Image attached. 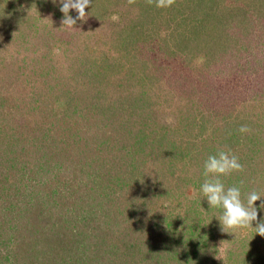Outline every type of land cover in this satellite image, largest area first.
Here are the masks:
<instances>
[{
  "label": "rangeland",
  "instance_id": "rangeland-1",
  "mask_svg": "<svg viewBox=\"0 0 264 264\" xmlns=\"http://www.w3.org/2000/svg\"><path fill=\"white\" fill-rule=\"evenodd\" d=\"M60 7L59 0H0V123L8 117L14 123L23 119V128L28 131H45V135L39 131L41 138L64 140L56 152L58 165L55 159L52 162L31 155L24 161L26 165L36 163L37 168L44 169L43 174L49 173L48 182L44 180L47 189L56 191L59 185L65 195L56 193L52 198L63 200V210L68 203L74 207L70 203L74 196L86 194L81 170L96 163L85 150L88 136H77L76 130L84 120L98 134L111 126L126 128L127 132L135 124L147 127V103L156 93L160 98L155 102L165 107L170 104L166 109H176L181 118L189 111V126L193 127L190 142L194 140L196 155L188 159L182 151L175 152L176 171L163 169L164 180L154 182V190L146 181L133 198L120 196V211L109 212L103 226H110L113 218L120 219L119 231L108 235L110 255L101 257L103 264H121L122 257L134 256L139 246L146 253L153 242L165 247L161 248L164 258L158 256L160 264H167L170 256H174L170 264H264V237H248L255 233L256 221L252 227L222 232L215 217L222 212L209 208L201 192V185L208 179L201 170L207 160L202 148L216 145L217 153L230 152L243 163L247 177L236 187L245 204L250 192L259 193L262 197L255 206L258 215H264L259 207L264 201V0H175L166 8L149 5L146 0H92L85 9V19L77 20L72 29L61 25L64 14ZM200 13L206 18L194 31L196 46L190 39L174 53L169 44H160L163 33L172 31L171 24L175 30L192 32ZM69 15L75 18L78 13L70 10ZM240 15L244 22L235 25ZM233 31L236 37L229 36ZM210 54L208 61L196 63V58ZM171 97L175 104L178 101L176 105L173 100L166 102ZM184 98L191 99V108L182 102ZM171 112L165 114L167 121L172 119ZM12 121L5 127L14 124ZM241 125L251 131L239 132ZM111 138L103 137L107 142L95 154L100 164L120 160L118 154H123L131 141L129 135L119 139L121 142ZM130 151L135 152V159L144 157L141 149ZM138 162L142 165L136 170L141 167L147 178V165L148 169L153 165L147 162V155ZM153 176L149 171V179ZM220 179L227 189L237 182V173H232L229 182L225 176ZM7 186L0 187V195ZM67 195L70 197H64ZM197 208H201L202 218L197 217ZM176 213L180 216L174 218ZM164 215L172 218L165 219ZM135 218L153 225V234L149 225L143 237L133 234ZM167 223L178 228L186 224V232L194 229L191 239L199 240V246L193 242L197 252L184 247L177 256L167 253L170 241L180 245L177 233L166 238ZM3 247L0 241V264H6Z\"/></svg>",
  "mask_w": 264,
  "mask_h": 264
},
{
  "label": "trees",
  "instance_id": "trees-1",
  "mask_svg": "<svg viewBox=\"0 0 264 264\" xmlns=\"http://www.w3.org/2000/svg\"><path fill=\"white\" fill-rule=\"evenodd\" d=\"M188 8H190V6ZM205 16L206 14L200 13V16L198 15L195 18L194 21L199 23L195 24L196 27L195 29L193 27L194 30L192 32H190V30L186 32L185 28L182 31L175 30L176 28L173 29L174 24H171L172 31H169L170 33H163L164 35L159 38L161 39L159 40L160 44H169L172 49L170 51L174 53L179 51V47L181 44H184V41L190 39H192L191 44L196 46L197 39H195L196 34L194 31L200 26L201 22L205 21ZM241 19L243 21H241ZM235 20V25L244 22V18L241 15L235 18ZM198 30L200 29H197V31ZM229 36L236 37V33L233 31ZM228 38L226 42H228ZM225 49L226 45L221 48V52L223 53ZM217 50L218 49H216V51ZM210 57H212L211 54L209 56L205 55L203 58H196V63H200L202 60L208 61ZM159 96L160 95L154 93L151 95L150 102L147 103V109H150V111L147 110V127L135 124L132 127L134 129H131L132 132L131 130L127 132V130H125L126 128L117 130L111 126L109 129L100 130L98 134L96 130H90V124H87L85 120L80 124V128L76 130L78 132L77 136L81 135L83 138L85 135L88 136V139L84 138L87 140L85 150L92 154L93 160L96 158V163H93V166L81 170L84 175L83 186L85 187L84 192L86 194H79L78 197L74 196L70 202L74 207L70 208L68 203L66 210L62 209L63 200L58 201L59 199L55 200L52 198V195H56V193L60 197L62 190L59 185L56 186L55 191L51 189L52 187H48L47 189V186L44 184V180L47 179L49 173L43 174L42 172L44 169L41 171L39 167L37 168L35 166L36 163L24 164L25 158L29 157L30 159L31 155L38 159L44 158L52 162L55 159L54 164L58 165L59 161L55 158L57 156L56 152L59 149V145L63 143L64 140L55 142L51 136L46 139L41 138V136L45 135L43 134L45 131L39 130L43 135L36 129L28 131L27 127L23 128V119L19 123H14L9 117L5 120L1 118L5 123L7 121H12L14 123L11 125L9 122L10 125L8 124V128L7 126L5 127V123H0V187H4L8 184V190L0 195V241L4 246L2 253L6 264L104 263L101 257L106 254L108 256L110 255V250L108 249L110 248L108 245L109 236H114L118 233L117 231H119V228L117 227H119V225L117 226V224H119L120 219L115 220L113 218V220L108 223L110 226H103V224L108 220L110 216L108 215L109 212H114L115 210L120 211L122 208L120 196L127 199L130 195V197L133 198L136 189L138 190V187L146 181L147 187L154 190V188L157 187L154 182L157 184L160 180H164L163 175L165 169L176 171L177 164L174 162L175 152L179 154V152L182 151V154L185 153L189 156L188 159H192L197 153V151H193L194 140L190 142L193 127L189 126V111L187 114L182 115L181 118L180 114L177 115L175 113L176 109H166L170 104H168L167 107L159 103L157 104L155 101L160 98ZM174 99L175 98L171 97L170 99H166V102L172 103ZM187 99L188 100L184 98L182 102H184L188 108H191L193 106L190 103L191 99ZM177 103L178 101H176V104ZM7 110L8 108L6 107L5 111ZM170 111H172V119L167 121L165 114L170 113ZM58 117L63 119V115H59ZM26 120L30 122L29 118ZM114 130H117V132L119 131L118 136ZM201 130H199L198 133H201ZM15 134L16 137L11 138V136L13 137ZM113 134H115V137L111 138ZM128 135L131 141H128L126 147L122 146V148L125 147L126 150H124L123 154H118L121 157L120 160L109 159L107 163L101 164L99 161L97 162L98 157H95V154L98 152L99 148L101 150L100 146L107 142H104L103 137H109L111 138L110 141L116 140V142H118L119 139H122L124 136L128 138ZM92 137L93 140H91ZM192 139H194V137ZM183 140H185L186 143ZM188 143L191 145L189 146ZM215 147L217 146L215 145ZM215 147L204 145L202 148L204 154L202 153V156L208 158L209 155L217 154V151L214 149ZM176 148L178 150H175ZM130 149L134 151L136 149H141L144 157L135 159V152L130 151ZM129 154H131V157H127ZM5 155L9 157L3 158L2 156ZM146 155L147 162L153 165L152 169H148L147 165V178L144 177L141 167L139 170H136L142 165V162L138 161L143 158L145 159ZM10 157L17 158L10 160ZM134 161L136 162L134 163ZM240 164L244 166L243 163ZM30 165H32V167ZM202 169L204 170L203 167H201V170ZM149 171H153L154 176L152 179L148 177ZM246 171L244 167L243 171H236L237 182H234L235 185L233 184L232 186H238L239 181L241 184V181L246 179ZM232 173L225 176L228 182L231 180ZM204 178H211V176H204ZM46 182L48 181L46 180ZM148 188L147 191L149 190ZM62 193L64 194V192ZM111 195H115V197L112 198ZM64 197L68 198L70 195ZM241 199L242 201L245 199L242 194ZM140 205L142 206V203H140ZM64 207L66 206L64 205ZM218 209L219 212H222V209ZM194 211H196V215L198 214V218H202L203 212L201 208H197ZM179 216L180 213H176L173 217L177 218ZM182 217L188 218L185 215ZM164 218L170 219L172 216L169 215ZM258 220H264V215L261 214ZM133 221V234L137 236L141 235L148 225L152 233L153 225L148 224L146 219L140 220L135 218ZM185 226L186 224L183 225L182 228H178L177 226L173 227L172 224L167 223L166 227L169 228H166L168 232L166 238L177 233L179 237L178 241L180 242V245L172 241L167 243L166 250L170 255H179V252H182L184 247H191L194 251L197 250L194 248L193 242L195 245L199 246L198 238L197 240L191 239L194 229L190 228L186 232L184 230ZM253 226H257V221ZM189 227L192 226L189 225L188 228ZM250 236L258 237L259 239L262 238L258 233H251L248 237ZM162 247L165 249L163 245L159 244L156 246L155 242H153V246L147 247V255H145V251L139 246V252L137 251L134 256L125 254V256L122 257L123 261L121 264H151L150 262L152 261L153 264H160L158 256H161L162 259L165 256L161 254L163 250L161 249ZM234 247V249L238 250L236 243ZM204 252L206 253L205 250ZM173 257L174 256H170V261H167V264L173 262Z\"/></svg>",
  "mask_w": 264,
  "mask_h": 264
},
{
  "label": "clouds",
  "instance_id": "clouds-1",
  "mask_svg": "<svg viewBox=\"0 0 264 264\" xmlns=\"http://www.w3.org/2000/svg\"><path fill=\"white\" fill-rule=\"evenodd\" d=\"M133 2V0H129ZM151 5L155 4L158 8L170 7L175 3V0H146ZM56 3V0H53ZM61 5L60 11L64 14L61 20V25L67 29H72L77 20H84L87 13L86 7L92 4V0H59ZM70 10H75L78 15L73 18L69 15ZM113 19H118L113 16ZM241 133L250 132L247 125H241L238 129ZM203 175L211 178L205 179L201 185L203 197L207 198L209 208H220L222 213L215 216L221 225L222 232H229L230 229L252 227V222L257 221L255 233L264 237V220H258V210L255 202L262 196L256 191H252L247 195L246 204L241 199V191L239 187L232 186L225 188L221 181V176L231 174L233 171H243V166L239 163V158L230 154V152L219 151L215 155H209L205 160ZM261 209H264V201L261 202ZM210 222V221H209ZM208 222V223H209ZM220 259V257H216Z\"/></svg>",
  "mask_w": 264,
  "mask_h": 264
}]
</instances>
